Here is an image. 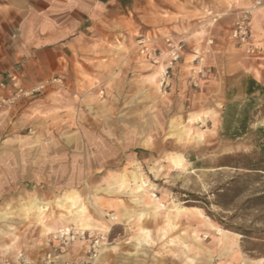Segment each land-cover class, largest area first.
<instances>
[{
	"label": "rangeland",
	"instance_id": "1",
	"mask_svg": "<svg viewBox=\"0 0 264 264\" xmlns=\"http://www.w3.org/2000/svg\"><path fill=\"white\" fill-rule=\"evenodd\" d=\"M239 2L130 0L113 41L66 51L63 70L27 86L45 85L42 93L0 113V249L16 242V252H42V225L72 224L78 207L57 202L72 196L95 233L109 227L104 264H264V172L241 169L238 156L264 167V68L226 74L224 50L252 58L207 45L211 29L233 28ZM184 7L197 45L182 41L173 68L167 53L159 63L141 55L138 39L175 40L167 28ZM34 199L51 202L43 216L28 211Z\"/></svg>",
	"mask_w": 264,
	"mask_h": 264
},
{
	"label": "crops",
	"instance_id": "2",
	"mask_svg": "<svg viewBox=\"0 0 264 264\" xmlns=\"http://www.w3.org/2000/svg\"><path fill=\"white\" fill-rule=\"evenodd\" d=\"M129 1L0 0V73H19L25 87L34 82L46 80L50 77V74L45 72L47 69L56 70L61 67L63 70L65 63L68 64L66 51H72L74 47L80 48L85 45H102L109 39L112 40L113 33L111 32L114 25H117L116 28L123 26L125 18L128 17L127 3ZM254 1L240 0L239 7L240 9L246 8L248 3H253ZM192 13L191 10L184 7L180 9L179 14H175L177 19L172 20L167 28V32L173 35L175 41H184L185 45H197L199 38L194 37L196 33H193L194 26L190 19L192 18ZM237 13L235 14L236 16ZM235 21L236 17L233 19V24ZM216 24H212V27H216ZM159 28L158 30H162L160 26ZM232 30L233 28L225 30L219 26L214 34H212L211 29L207 37L212 39L214 44L217 45L218 51H222L221 45H235L238 51L252 59L244 63L237 62L232 60L231 56L227 55L225 53L226 50H224L223 54L227 60L223 71L229 75L239 72H250L251 68L255 69L254 71L257 73L260 72L259 67L264 68V10L255 12L250 22L251 34L248 45L259 46L261 51L258 54H248L246 47H240L233 41L231 38ZM139 41L138 39V44ZM156 45H160L158 47L160 51L165 54L168 53V47L161 38L156 41ZM194 52L196 57L200 50L194 49ZM182 58L183 50L180 51V58L176 62H172L171 57L167 56V68L176 67ZM20 62L21 67H19L22 70L11 68ZM27 100H24V102ZM97 202L100 203V207H117L112 202L100 200ZM39 216H43V214ZM67 227L83 230L73 222L70 225H64L63 223L52 226L42 225V229L39 232L42 236L45 235L42 243L44 248L42 252H35L29 255L23 250L16 252L15 250L18 246L16 242H12L5 248L0 249V264L6 262L18 264L17 256L20 252L32 264H43L45 255L52 246L49 244L50 234L57 229ZM89 231L99 232L97 229ZM100 233L102 235L108 234L103 229H100ZM86 247L87 242L78 240L70 246V253L74 257L80 258L84 255ZM105 249L104 247L103 260Z\"/></svg>",
	"mask_w": 264,
	"mask_h": 264
},
{
	"label": "built area",
	"instance_id": "3",
	"mask_svg": "<svg viewBox=\"0 0 264 264\" xmlns=\"http://www.w3.org/2000/svg\"><path fill=\"white\" fill-rule=\"evenodd\" d=\"M264 8V0H255L248 7L238 11L236 21L233 26L231 38L240 47H246L248 54H258L261 51L259 46L248 45L250 42V22L255 12ZM218 18L213 19L217 23ZM182 41H175L172 38L166 39L168 46L167 56L171 57L172 62L180 58V51L183 48ZM207 45H213V40H208ZM139 48L141 55L146 59L159 63L162 59V52L152 46L149 39H140ZM210 50L198 57V63L203 64L209 56ZM168 75V70L164 72V85ZM45 89V85L27 88L22 82V78L17 72L0 73V113H6L17 108L24 100L30 99ZM116 220L115 218H112ZM87 242L84 255L80 258L74 257L70 253V246L76 241ZM107 242V237L92 231H83L73 227L60 228L50 234L49 244L51 249L46 253L43 264H104L103 250ZM18 264H32L23 253H18ZM4 264H14L6 262Z\"/></svg>",
	"mask_w": 264,
	"mask_h": 264
},
{
	"label": "bare ground",
	"instance_id": "4",
	"mask_svg": "<svg viewBox=\"0 0 264 264\" xmlns=\"http://www.w3.org/2000/svg\"><path fill=\"white\" fill-rule=\"evenodd\" d=\"M196 120L204 122V119L201 118L200 116H198ZM172 160L175 163L177 162V160L175 158H172ZM136 188H137V190H142V191L146 192V190H143L139 186H136ZM155 198H157V197L154 194H151L150 200L153 203L155 201H157ZM57 202L62 207H78L74 211H69V215L67 216L68 221L73 222L77 227H81L85 231L93 230L97 227L94 220L86 214V212L83 208V207H85V204L83 203L81 198H80V203L78 206H76L77 201L72 196L61 197L57 200ZM50 205H51V202H45V203L40 202L39 203L36 199H34V200L30 201L28 211H29V209H32L37 214H44L48 210V207H50ZM152 207H165V206L163 204H161V202H158L156 204H153ZM176 207H180V206L176 205ZM177 212L178 213H181V212L199 213L200 210L197 208H182V210L178 208ZM171 218H172V216H171ZM104 230L106 233H108L109 227L104 228Z\"/></svg>",
	"mask_w": 264,
	"mask_h": 264
},
{
	"label": "trees",
	"instance_id": "5",
	"mask_svg": "<svg viewBox=\"0 0 264 264\" xmlns=\"http://www.w3.org/2000/svg\"><path fill=\"white\" fill-rule=\"evenodd\" d=\"M252 86H259L255 81H252ZM253 92L250 90L249 94H252ZM260 153L264 155V145L259 146ZM239 159L241 160V169L247 170V171H252V172H264V167L258 168L260 165H258V162L251 157V155H246V154H239Z\"/></svg>",
	"mask_w": 264,
	"mask_h": 264
}]
</instances>
